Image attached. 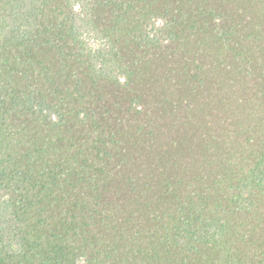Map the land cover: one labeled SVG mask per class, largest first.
Returning <instances> with one entry per match:
<instances>
[{"label": "trees", "instance_id": "16d2710c", "mask_svg": "<svg viewBox=\"0 0 264 264\" xmlns=\"http://www.w3.org/2000/svg\"><path fill=\"white\" fill-rule=\"evenodd\" d=\"M0 264H264V0H0Z\"/></svg>", "mask_w": 264, "mask_h": 264}]
</instances>
